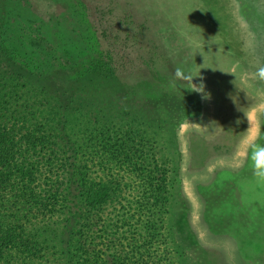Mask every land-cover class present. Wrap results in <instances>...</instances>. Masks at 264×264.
I'll list each match as a JSON object with an SVG mask.
<instances>
[{
    "label": "rangeland",
    "instance_id": "rangeland-1",
    "mask_svg": "<svg viewBox=\"0 0 264 264\" xmlns=\"http://www.w3.org/2000/svg\"><path fill=\"white\" fill-rule=\"evenodd\" d=\"M261 39L264 0H0V66L23 69L0 68L5 117H28L25 146L63 145L54 165L74 147L77 176L119 179L101 237L117 230L130 253L148 233L134 264H264V182L250 161L264 145ZM132 201L148 221L115 225Z\"/></svg>",
    "mask_w": 264,
    "mask_h": 264
},
{
    "label": "trees",
    "instance_id": "trees-1",
    "mask_svg": "<svg viewBox=\"0 0 264 264\" xmlns=\"http://www.w3.org/2000/svg\"><path fill=\"white\" fill-rule=\"evenodd\" d=\"M262 45L263 39L256 47L263 63ZM11 56L15 58L12 53ZM0 68L2 73L23 71L12 61H5ZM0 86V264H134L136 256L132 252L139 251L138 246L147 248L146 242L151 237L148 233L137 235L135 244L132 237V243L126 244L132 245L130 253L125 251L122 235L118 236L117 230L106 235L105 240L101 237L99 224L104 207L110 203L113 209L124 192L119 179H107L104 185L102 180L88 182L82 174L77 176L76 170L82 163L77 161L74 147L69 149L71 157L65 165H54L53 159L60 150L66 154L63 145H43L45 137H41L35 139L41 145L26 141L25 146V137L18 132L19 125L26 124L28 117L22 120L5 117L4 101L10 98L5 94L7 85L0 83ZM64 130L60 128L61 132ZM27 135L30 137V133ZM74 184L77 186L73 187ZM140 199L145 201L146 197ZM154 199L169 203L168 196L156 195ZM133 203L136 209L132 215L115 221V225L122 227L133 219L150 218L147 204Z\"/></svg>",
    "mask_w": 264,
    "mask_h": 264
},
{
    "label": "clouds",
    "instance_id": "clouds-1",
    "mask_svg": "<svg viewBox=\"0 0 264 264\" xmlns=\"http://www.w3.org/2000/svg\"><path fill=\"white\" fill-rule=\"evenodd\" d=\"M259 76L261 79H264V68L259 70ZM201 87L203 88V85L199 88H191L189 90L203 92ZM250 161L254 176L259 181L264 182V145L255 144L251 147Z\"/></svg>",
    "mask_w": 264,
    "mask_h": 264
}]
</instances>
